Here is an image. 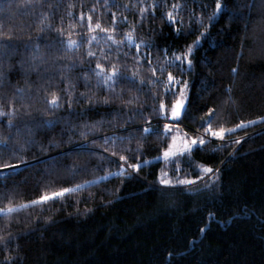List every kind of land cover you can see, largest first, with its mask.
<instances>
[{"label": "trees", "instance_id": "16d2710c", "mask_svg": "<svg viewBox=\"0 0 264 264\" xmlns=\"http://www.w3.org/2000/svg\"><path fill=\"white\" fill-rule=\"evenodd\" d=\"M216 2L0 0V208L75 189L0 213V264H264V0Z\"/></svg>", "mask_w": 264, "mask_h": 264}, {"label": "snow or ice", "instance_id": "6c2138e0", "mask_svg": "<svg viewBox=\"0 0 264 264\" xmlns=\"http://www.w3.org/2000/svg\"><path fill=\"white\" fill-rule=\"evenodd\" d=\"M174 7H179V5H174ZM221 7L222 6H221V3H220V0H217V2H216V10L219 11L221 9ZM141 11L143 12L144 9L142 8ZM168 17H169V19L171 21H175V19H176V17H174L171 12L168 13ZM81 18H83V16ZM91 19H92V17L88 16V21H89V26L90 27H92ZM95 27L99 28L100 24L97 23L95 25ZM104 31H107V29H104ZM92 39H95V37H92ZM128 39L129 40L132 39V34L131 33L128 34ZM198 41H199V37L197 38L196 42H198ZM74 43H75L74 41H69L70 45L74 44ZM191 51H192V47L189 46L188 50H187V53L184 54V57L186 58L191 53ZM89 55H94V53H89ZM175 59L179 61V60H181V56L177 55L175 57ZM187 63L189 65H191V60H187ZM97 67L103 69V65L97 64ZM116 71H117L116 68L113 66L112 69H111L112 75H108L107 76V80L113 79V76L116 74ZM233 71H235V69H233ZM98 75H103V71L101 73H98ZM168 81L170 83L175 81V78L172 76L171 73H168ZM181 95H183V93H181ZM57 100H58V97L55 94H53L52 95V100L50 101V103H52L55 106ZM105 102H107V100H105ZM182 108H183V101L181 99L175 100L173 102L171 108H170L171 116L173 118H179L180 115H181V109ZM163 109H164V104H163V102H161L160 103V110H163ZM261 119H264V118H261ZM248 123L249 124L255 123V121H248ZM243 124H244V122L242 121L240 125H237V127H241V126H243ZM165 127L167 128L168 125H165ZM232 130L233 129H231V128L224 129L223 127L219 128L218 130H213L211 124H208V126L204 129V131L206 133H209L213 137H219V138H223V136H224L226 131L230 132ZM145 131H148V129H145ZM173 139L175 140V138H173ZM204 143H205V140L203 139V137L192 138L190 143L187 140H185L183 142V147L182 148L176 149L174 146H169V148L164 151L163 155H164L165 158L175 157L178 152L182 154L184 152L190 151L193 145H197V144L203 145ZM113 155H116V153H113ZM119 158H120V160L127 161V158L125 156H123V155H121ZM173 162H175V161H173ZM0 167H10V165H6V164L5 165H0ZM129 167L138 170L140 165L139 164H129ZM204 170L206 172H211L212 171V169L208 168V167H205ZM164 175L166 176L167 174L164 173ZM160 182L162 184H170L171 183V181L168 180V179H161ZM180 183H191V181H180ZM77 187H79V186H77ZM72 191H75V189L61 188V189H59L57 191L45 192L42 195H40L37 199L32 200V201H30L28 203L19 204V205H13V204H11V202H9L8 206H6L4 208H0V213L8 215L10 213H13L15 211L20 210L21 208L28 207L29 204H32V205L40 204V203L46 202L48 200H51V199H54V198H57V197H63L65 193H69V192H72Z\"/></svg>", "mask_w": 264, "mask_h": 264}, {"label": "rangeland", "instance_id": "374dc122", "mask_svg": "<svg viewBox=\"0 0 264 264\" xmlns=\"http://www.w3.org/2000/svg\"><path fill=\"white\" fill-rule=\"evenodd\" d=\"M186 140V138L185 137H183V135L182 134H178L177 135V138H176V141H177V145H180L179 147L180 148H182L183 147V142ZM193 146H195V145H193ZM192 146V147H193Z\"/></svg>", "mask_w": 264, "mask_h": 264}]
</instances>
